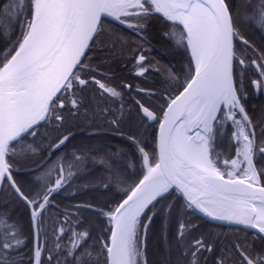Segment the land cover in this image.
<instances>
[{"label":"snow or ice","instance_id":"snow-or-ice-1","mask_svg":"<svg viewBox=\"0 0 264 264\" xmlns=\"http://www.w3.org/2000/svg\"><path fill=\"white\" fill-rule=\"evenodd\" d=\"M157 14L174 29L163 36L189 54V69L184 83L176 84L182 87L178 94L165 89L162 116L150 102L134 98L133 118L122 91L133 86L122 82L117 90L102 64L118 55L133 61L137 77L163 72L177 82L172 70L165 72L145 54V31ZM245 23L264 29V0H241L235 8L231 0H0V37L11 40L17 33L0 49V264H149L147 240L157 214L164 225L175 215L177 224L171 239L163 234L161 264H264V123L248 114L243 80L252 68L249 86L264 90V49L246 38ZM94 45L108 53L96 64L89 55ZM135 91L158 94L140 86ZM117 103L119 108L111 106ZM125 119L137 124L131 134L121 129ZM156 121L150 153L139 134ZM229 122L236 154L221 161L216 143ZM78 126L92 129L90 135L126 136L143 170L138 182L114 166L123 155L119 149L61 151ZM29 156L28 171L37 175L26 181L17 173ZM90 164L105 169L94 186L109 191L116 185L124 198L114 205L89 201L61 208L52 197L89 175ZM13 203L24 210L27 232L12 216ZM82 210L107 222L94 240L89 228L81 229ZM197 216L243 225L245 235L229 240L198 232L200 225L192 222Z\"/></svg>","mask_w":264,"mask_h":264},{"label":"trees","instance_id":"trees-1","mask_svg":"<svg viewBox=\"0 0 264 264\" xmlns=\"http://www.w3.org/2000/svg\"><path fill=\"white\" fill-rule=\"evenodd\" d=\"M234 8L240 5L241 0H231ZM252 2H256V0H252ZM106 24L115 25L118 29L122 31H127L123 29L122 26L116 25L114 22L105 20ZM174 30L171 24L160 16L159 14L153 16L148 23L147 29L145 31V36L147 37L148 44L145 45L146 48L150 50L145 54L149 57L152 63L158 64L164 71L172 70L178 77L179 80L177 82L168 81L165 79L164 73H155L149 72L148 76L152 79L151 83L158 90V93L161 92L165 94V89H168L167 95H172L176 90V84L179 83L182 85L186 79V75L189 69V54L181 47L175 45L173 41L166 39L163 36V33L166 31ZM244 34L246 38L250 40V43L253 44L257 49H264V29H260L258 26L250 25L245 23L243 27ZM17 33H13L11 40H15ZM11 40H7L4 37H0V49L7 46L8 43H11ZM90 56L95 57L92 61L93 64L101 62V57H107L108 53L98 51L96 46H93V50L89 52ZM167 57L169 58L171 63L167 62ZM110 62L102 64V69L111 77V83L113 86H117V90H122L119 88L121 83H129L132 84V71L133 61L130 59H125L121 56H116L115 58H109ZM249 84H245V90L247 92V96L253 95V90L249 86ZM251 90L252 92H249ZM123 102L125 104V109L132 108V116L133 118L136 116L135 106H134V98H139L144 100L146 103L150 102L151 105L157 110L158 115H160V105L152 103V99L147 96L138 95L134 89L131 91L122 90ZM87 95L91 96V92L87 93ZM112 107L119 108V103L115 105H111ZM253 106V107H252ZM249 116L253 119L254 122L260 121L264 123V102L262 99H256L255 101L249 102L247 106H245ZM99 123V121H97ZM157 121L148 126L146 131H143L139 134V138L145 147V150L148 152L155 151V130H156ZM130 127L132 131H135L137 124L136 122L129 121L125 119L124 123L121 125V129L125 134H131ZM46 127L42 126L39 129L41 133L45 132ZM74 133L73 138L68 142L67 147L61 149V151L71 150L74 146L82 147L88 146L92 148H104L111 149L115 152L119 149L123 155L117 156L113 160V164L115 167L120 169L122 173L127 176L129 179L133 181L139 180L143 176V170L139 163L138 154L135 151V148L132 144H130L126 136L116 135L112 132H99L94 135H90L87 133L88 131H92L90 128H84L82 126H78L76 128L71 129ZM233 128L228 126L226 128V132L224 135L219 136L216 143V151L220 153V160L223 158H231L234 153L235 143L231 141V132ZM257 133L259 134V129H257ZM36 140L40 142V137L37 136ZM58 155V153H57ZM55 158V157H53ZM258 159H260L258 157ZM39 163V161H37ZM129 164L132 167H129ZM21 171L17 173V175L26 180L31 181V179L37 175V173L29 172L28 169L32 167V157L29 156L25 159L20 165ZM89 175H81L74 178L71 182L70 187H66L63 191L54 194L52 199L55 203L59 204L61 208L68 204L75 203H84V202H93L96 205L103 206L105 203L108 205H114L118 203L119 200L123 199V194L117 190L116 185H113L109 191H103L101 188H96L95 181L102 174H104L105 169L101 166H93L89 165ZM92 181V183H88ZM88 185L85 187V185ZM127 185H120V188H126ZM75 193L73 196L72 194ZM175 196V193H173ZM171 199V198H169ZM163 203V202H161ZM177 207L181 201L177 199L176 201ZM9 209L12 210V216L14 218H19L21 222L24 224L25 232H27V217L24 215V210L22 206L17 205L15 203L8 205ZM161 204L158 203L156 208H160ZM50 211L54 212V209H50ZM81 217L84 220V223L81 225V229L89 228L92 234L93 240L98 237L102 230L106 227V220L102 217H99L96 213L82 210ZM147 217H145L146 219ZM197 220H200V216H197ZM203 223L209 224L206 221H202ZM177 224L175 215L172 220L164 225L163 217L160 214H157L153 217V222L149 230L148 240H147V256L152 259L156 257H162L165 255V243L162 239L164 232H167V236L171 239L176 231ZM230 232H228L225 236L220 235V238L223 239L227 237L229 240H234L237 237H243L245 235V231L239 228L228 227ZM250 236L251 232H247ZM107 235V233L105 234ZM67 237H65V240ZM89 243H92V240H89ZM164 245V247H163ZM28 246H31V240L28 241ZM148 259L151 263L152 260ZM150 263V264H151Z\"/></svg>","mask_w":264,"mask_h":264},{"label":"flooded vegetation","instance_id":"flooded-vegetation-1","mask_svg":"<svg viewBox=\"0 0 264 264\" xmlns=\"http://www.w3.org/2000/svg\"><path fill=\"white\" fill-rule=\"evenodd\" d=\"M167 62L171 63L168 57H167ZM134 72H135V69L132 71V77H131L132 84H133V88L132 89L135 90L137 86H140V87L156 90L155 87L152 85V83H151L152 79L148 76V74L146 76H144V77H137V76H135ZM253 73H254V69H252V68H249V69L245 70L244 75H243L244 84H246V83L249 84L250 83V79L255 78ZM239 79H240V75H239V70H238V72H237V80H239ZM252 90H253V95L252 96L251 95L247 96L246 100L244 101L245 106H247L249 104V102L255 101V98L256 99H258V98L262 99L263 102H264V90L257 91V90H255L253 88H252ZM127 91H129V90H127ZM248 91L252 92L251 90H248ZM164 95L165 94L159 92L156 96L149 97V98L152 99V101H153L152 103L158 104V105L161 106V105H165L166 104L165 101L161 98ZM228 126L232 127L230 122L225 126V128H227ZM90 132L91 131H88L87 133H90ZM169 198L172 199L171 196ZM202 221H203L202 218L200 220L195 219V220L192 221L193 223H198L200 225L199 229L197 230L198 232L211 233L212 236H217L218 235L219 237H220V235L225 236L228 232H230L227 229L228 226H222V225H218V224H213V223H210V222L206 221L209 224H212V225H208L206 223H203ZM233 228H236V227H233ZM244 231H246V230H244ZM247 232H249V231H247ZM151 260H152L153 263H151L149 261V264L150 263L151 264H161V261H162V259L160 261L159 257H156V258L152 257Z\"/></svg>","mask_w":264,"mask_h":264},{"label":"water","instance_id":"water-1","mask_svg":"<svg viewBox=\"0 0 264 264\" xmlns=\"http://www.w3.org/2000/svg\"><path fill=\"white\" fill-rule=\"evenodd\" d=\"M105 20L112 21L111 18H105ZM112 22H114V21H112ZM179 90H182V87L177 89L172 95L178 94ZM164 106L166 107V104ZM162 114L163 113L161 112L160 116H162ZM158 128H159V121H157V125H156L155 138H156V135L158 134ZM155 147H156V144H155ZM201 218L206 220V221H208V222H210V223H213V224H218V225L228 226V227H236V228H240V229L245 230L243 225L228 224V223H222V222H218V221H210L208 218H203V217H201ZM247 231L251 232V230H247Z\"/></svg>","mask_w":264,"mask_h":264},{"label":"rangeland","instance_id":"rangeland-1","mask_svg":"<svg viewBox=\"0 0 264 264\" xmlns=\"http://www.w3.org/2000/svg\"><path fill=\"white\" fill-rule=\"evenodd\" d=\"M232 131H233V130H232ZM231 133H232V132H231ZM236 147H237V145L235 144V148H234L233 156H235V154H236ZM233 156H232V157H233ZM232 157H231V158H232ZM223 159H225V158H223ZM223 159H222V160H223ZM229 159H230V158H229ZM222 160H221V161H222ZM163 247H164V245H163ZM163 256H164V255H163ZM163 256H162V257H159L160 261H161V259L163 258Z\"/></svg>","mask_w":264,"mask_h":264}]
</instances>
